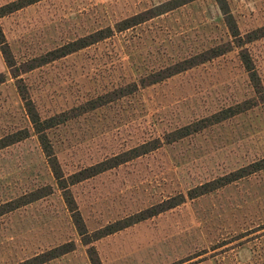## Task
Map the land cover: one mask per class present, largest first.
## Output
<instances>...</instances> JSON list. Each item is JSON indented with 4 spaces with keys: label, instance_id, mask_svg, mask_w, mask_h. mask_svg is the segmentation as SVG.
<instances>
[{
    "label": "rangeland",
    "instance_id": "1",
    "mask_svg": "<svg viewBox=\"0 0 264 264\" xmlns=\"http://www.w3.org/2000/svg\"><path fill=\"white\" fill-rule=\"evenodd\" d=\"M11 1L0 0V6ZM165 1L40 0L0 18L15 64L8 69L0 53L6 76L0 84V137L29 131L28 138L0 149V204L42 186L52 189L0 216V264L22 262L67 241L74 250L43 264H90L17 85L42 117L76 114L48 130L65 175L245 99L258 102L71 186L89 233L264 158V101L237 48L115 98L119 87L231 40L216 0H194L23 72L33 57ZM226 2L242 34L264 26V0ZM246 48L264 87V36ZM99 96L114 99L87 110ZM92 245L101 264H264V168Z\"/></svg>",
    "mask_w": 264,
    "mask_h": 264
},
{
    "label": "trees",
    "instance_id": "2",
    "mask_svg": "<svg viewBox=\"0 0 264 264\" xmlns=\"http://www.w3.org/2000/svg\"><path fill=\"white\" fill-rule=\"evenodd\" d=\"M38 1L40 0H13L11 2L3 4L0 6V18ZM192 1L194 0H167L158 5L144 9L143 11H140L138 13H135L119 20L118 22H116L114 27L105 26L80 37L74 38L62 45H59L51 50L46 51L43 54L35 56L29 62L24 63L25 67L23 69V72L30 71L36 67L45 65L54 60L67 56L71 53L77 52L85 47H88L110 37L112 34H114V32L126 30ZM216 3L222 14L224 24L227 28L229 36L231 37V40H227L225 42L213 45L211 47L203 49L198 53L192 54L167 66H164L156 71L150 72L149 74L141 77L139 79V82H131L124 86H121L116 89L115 92H118V94L115 96V98L133 93L137 91L139 87H146L161 82L169 77L177 75L190 68H193L218 56H221L233 50L234 48H237L239 59L248 75V78L254 88L255 93L259 95L262 101H264V87L261 84L260 78L257 74L249 51L246 48V44L264 36V26L258 27L254 30L242 34L237 26V23L232 13L230 12L226 0H216ZM0 53L5 63V66L8 69H13V66L15 65L14 59L12 57L8 45L4 40V36L1 29ZM10 72L12 73L13 77H18V73H15L13 70H10ZM5 80V74L3 72H0V84L4 83ZM16 81L18 82V79ZM16 88L23 102V107L32 126L33 133L37 137L41 150L45 156L47 165L55 179L56 186L60 190L63 201L68 211L70 212V217L75 226V229L78 235L80 236L82 244L87 246L86 254L90 264H101L98 253L94 245H92L94 241L121 229H124L128 226H131L135 223H138L145 219L156 216L162 212L170 210L171 208H174L180 203H183L186 199H194L199 196L208 194L216 189L224 187L232 182H235L245 176H248L256 171H260L264 168V158H262L248 164L247 166L240 167L227 174L198 184L195 187L189 189L187 191L186 196L182 193L170 196L132 215L106 224L89 233L86 228L82 214L79 210V207L76 203V200L72 194L71 186H74L82 182L83 180L92 178L93 176L98 175L102 172L118 167L128 162L129 160L140 157L155 149H158L164 143H171L173 141L182 139L193 133H196L209 125L222 122L237 113H240L255 106L256 104H258V102H256L252 98L245 99L235 105L222 108L210 114L208 117L180 126L177 129L168 132L164 136V138L157 137L151 140L144 141L133 147H130L129 149L112 154L111 156L106 157L94 164L80 168L70 173L69 175H65L63 169L60 166L58 158L53 150V146L48 136V130L67 121L76 114L69 116V112L68 110H66L59 113H54L50 116L42 117L26 90L18 85ZM113 99L114 97L103 98L102 96H99L88 102L89 106L87 107V110L102 106ZM76 108L77 107H75L74 109ZM77 114H80V112H78ZM28 136L29 131L27 128H22L13 132H9L8 134H5L0 137V149L10 146L23 139H26L28 138ZM50 193H52V189L49 185H46L34 189L28 193L22 194L17 198L6 201L0 204V216L11 212L17 208H20L24 205H27L31 202H34L35 200L49 195ZM74 249V243L72 241H67L16 264H43Z\"/></svg>",
    "mask_w": 264,
    "mask_h": 264
},
{
    "label": "crops",
    "instance_id": "3",
    "mask_svg": "<svg viewBox=\"0 0 264 264\" xmlns=\"http://www.w3.org/2000/svg\"><path fill=\"white\" fill-rule=\"evenodd\" d=\"M71 252V251H70ZM65 254H68V253H65ZM65 254H63V255H65ZM62 256V255H61ZM60 257V256H59ZM58 258V257H57ZM54 259H56V258H54ZM54 259H52V260H54ZM51 261V260H50Z\"/></svg>",
    "mask_w": 264,
    "mask_h": 264
}]
</instances>
